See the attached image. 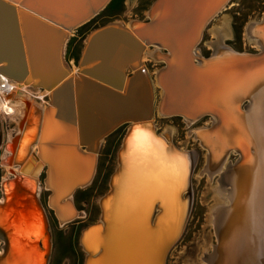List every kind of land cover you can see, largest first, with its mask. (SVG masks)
<instances>
[{
	"label": "bare ground",
	"instance_id": "1",
	"mask_svg": "<svg viewBox=\"0 0 264 264\" xmlns=\"http://www.w3.org/2000/svg\"><path fill=\"white\" fill-rule=\"evenodd\" d=\"M32 2H37L40 7L51 12L61 13L72 8L74 0H32ZM151 9L148 11V17L152 16ZM20 10L17 11V17L28 69L27 75L20 81L13 80L3 74L5 63L0 62V139L3 121L11 120L16 123L14 134L3 142L5 153L0 160V165L4 168L0 185L2 191L0 196V264H44V255L51 253L52 241L51 244L46 242L48 236L44 235L39 205L34 198L37 197L36 193L39 191L38 180L42 176L41 173L44 172V177L45 172L47 173L44 188L49 195L52 192L54 194V196H49L47 205L54 212L60 225L65 226L81 215L72 200L82 187L86 188L92 183L97 164L91 183L77 187L70 200L62 202L64 191L75 180L80 178L82 180L83 176V180L89 178V167L93 163L94 155L98 163L95 150L90 151L83 145H79L82 139L89 141L98 136L105 129V125L119 112L143 110L146 101L151 108L150 117L141 120L152 122L156 135L171 137L174 130L168 127V131V128H165V132H157L154 124L155 114L163 118L180 116L168 115L171 113L161 115L157 108L155 111L154 103L157 104L160 97H164L167 83H164L161 78L163 68L159 70L161 74L158 73L159 75L152 79L143 65L147 54L159 61L156 55L162 50L159 45H151L153 41H143L144 49L139 60L132 63L131 67L124 68L123 84L115 87L80 71L82 66L90 67L95 62H86L82 66L66 62L63 56L65 45L75 30L66 29L67 37L62 47L61 60L68 72L51 86L41 88L38 78L43 74L48 77L57 71L53 53L49 50L53 39H44L34 34L29 37L24 25L25 20L28 28L36 27L39 20L30 12ZM177 11L181 13V18H185L182 6ZM209 16L205 24H208L214 17ZM142 22L135 21L134 24L129 25L121 21H113L110 25L124 28L136 39H142L137 32V27L142 34H155L151 27L142 29ZM204 23L202 25H205ZM262 24H264V18L260 23L251 24L246 32V38L261 50L256 57L262 56L264 49L260 40L254 37L255 29L253 28ZM48 27L51 28V32H55L54 28ZM100 29L92 31L84 45ZM230 34L228 20L218 25L213 31V37L216 40L210 45L214 51L210 60L218 54L221 56L216 59L225 62L229 60L228 55L236 54L237 51L223 44L224 37H229ZM95 39L92 44L97 41ZM96 43L98 45V41ZM150 48H154V51L151 52ZM124 49L131 52L122 45L109 60L116 65L119 60L116 58ZM196 53L191 50L190 58L197 63L196 65H199L201 59H196V55L199 56ZM165 55L171 56L170 51H167ZM140 68L143 69L145 76L138 70ZM32 70L38 75L37 78L32 77ZM128 71L132 73L128 74ZM133 73L132 77H128ZM176 75L177 73L172 78ZM69 76L72 78L67 80ZM164 81L167 82V79ZM158 87L160 91L159 94L157 93V98L156 88ZM162 103L163 99L160 100L161 110H163ZM244 107L240 115L230 114L231 118L226 115L228 111L224 108L227 122L219 125L220 128L217 127L218 117L210 116L208 119L212 123L210 129L215 125L216 135L204 137L203 131L197 133L201 145L208 153L207 156L211 155L207 146L213 144L211 147L214 148V158L212 159L217 162L212 166L209 163L212 159L208 158L207 170L219 172L226 167L223 180H228V182L225 181L229 187L228 195H224L221 185L216 189L217 195L219 197L224 195L230 206L232 203L236 206L231 215L221 219V234H218V245L216 246L219 248L218 259L216 260L215 248L209 264H264V115L252 102H248ZM79 112H81L80 116H78ZM84 117H90V122ZM181 118L187 125H190L203 117L199 119ZM232 120L237 123L232 124L235 127L229 128V121L231 123ZM137 121L139 120L122 123L117 128L126 125L127 131L130 123ZM113 126L111 125L110 128ZM137 126H140L153 141L151 147L145 150H135L129 143V137ZM38 128L41 129L40 139H38ZM151 131L150 127L141 124L131 128L126 137L125 147L116 155L117 165L114 170L116 172L113 176L110 175L107 193L98 200L99 219L90 224L92 226L87 225L80 234L79 244L85 258L83 264H158L159 250L171 233L177 214L181 208L183 209L177 195L183 196L185 173L188 168L189 170L193 168L192 187L196 154L193 150L187 152L188 149L174 144L176 150L182 152H173L165 147L164 141L159 143ZM106 132L104 130L102 133ZM225 133L228 134L230 147L236 145L231 153L238 156L237 161L228 166L226 160L230 147L219 149L221 145L218 141ZM100 140L95 142L94 148L98 146L100 148L103 142ZM240 147L246 148L248 153L246 163L243 164L248 169L242 171L239 177L234 179V175L229 176L228 174L227 176L226 171L228 168L239 166L243 160L240 159ZM183 150H185L184 153ZM16 158L19 163H23L22 166H17L18 168L15 167ZM25 163L26 166H24ZM44 163L47 165L41 170ZM235 181L238 182L234 184ZM48 186L52 188V191L48 190ZM189 196L188 193L186 201ZM155 201L158 202V208L150 219L151 210L148 214V206L151 205L152 209ZM230 206H224L223 210ZM154 216L155 220L152 221ZM88 226L90 227L87 228ZM40 241L42 245L39 244Z\"/></svg>",
	"mask_w": 264,
	"mask_h": 264
},
{
	"label": "water",
	"instance_id": "2",
	"mask_svg": "<svg viewBox=\"0 0 264 264\" xmlns=\"http://www.w3.org/2000/svg\"><path fill=\"white\" fill-rule=\"evenodd\" d=\"M109 1L110 0H74L72 8H69L70 10L68 9L61 13H54L40 7L37 2H32V0H0V62L5 63L2 70L3 74L13 80L20 81L28 72L19 31L17 17V11L19 9L22 11H28L30 14L38 17L39 22L36 27L28 28V23L24 19L25 29L28 32L29 37L34 34L35 36H41L44 39H53L52 46H50L49 50L53 53L57 71L48 77L43 74L42 77L38 78L40 86L43 88L44 86L49 87L53 83H56L57 80L68 72L61 60L62 47L67 37L66 29H76L98 14L109 3ZM228 1L229 0H154L149 8L150 10L153 7V9H151L152 16L142 22V29L151 27V30H153L155 34H142L137 27L138 34L142 36V39L140 38V40L133 37L124 28L119 26L112 27L110 23H107L100 27L101 29L98 28L100 30L95 32L91 39L83 46L82 52L77 59V64L80 66L86 62H95V64L90 67L82 66L80 71L85 74L87 73V75L97 77L115 87H120L124 80V68L131 67L132 63L139 60L140 54L144 49L143 41H153L154 43L151 42L150 44L159 45L162 50L156 55V57H158L159 61L162 63L160 67V69L163 68L161 70L163 71L161 78L164 83H167L165 84L166 92L164 97H160L157 102L156 108L158 113L161 115L171 113L168 115H178L183 118L187 117L195 119L210 116L218 117L219 122H216L218 123L217 127L219 128V125H223V122H227V118L224 116L225 110L228 111L226 112V115L230 118V114L232 113L240 115L242 108H244L248 102L255 104L257 106L256 108L260 109L264 115V53L262 56L256 57L261 53L260 51L258 53L237 51L236 54L234 53L231 56L228 55L227 57L229 60L223 62V60L216 59L218 56H221L218 54L214 56L213 60H210L212 57L211 52L207 55H201L200 57L196 55V59H201L199 65H196L197 63L190 58L191 50H194L197 52L196 54L200 55L198 45L201 41L202 32L207 25L204 23L205 20L213 11L214 12L209 16L210 18L218 13ZM153 4L155 5L153 6ZM180 6L183 8L185 18H181V13L177 11ZM175 7L177 9H175ZM203 23L205 25H202ZM47 25L54 28L55 32H51V28ZM263 27L264 24L254 27L253 30L255 29L254 37L260 40V44L264 49V33L262 34ZM133 29H135V27H133ZM95 38L98 41V45L94 49L95 44H92V41ZM122 45L123 48L126 47L127 50L131 52H128L125 49L122 53L120 52L118 58H116L119 60L118 62L116 61L117 64L115 65L109 59H111L112 55H114ZM167 51H170L171 56L165 55ZM166 65H168V67H166ZM138 70L145 76L143 69L140 68ZM31 73L32 77H38L34 70H32ZM176 73V77L172 78ZM133 75L134 73L128 77H132ZM70 78L72 77L69 76L67 80ZM164 79H167V82H165ZM161 99H163V110L160 109ZM150 112L151 108L148 105V101H146L143 110L119 112L105 125L104 130L105 132L107 131L106 133H102L103 130L98 136L89 141L82 139L79 145H83L85 149H89L90 151L95 150L98 156L99 146L94 148L97 140L102 139L111 133L122 123L139 120L135 123H130L124 134L122 146L118 149L117 154H119L125 147L126 137L131 128L138 124L150 127V130L152 129L151 134L156 137L155 139L159 143L164 141L165 147L170 148L173 152L176 151L175 153H181L182 151L176 150L170 137L156 135L152 122L149 120H141L149 118ZM80 113L81 112L78 113V116H80ZM236 123L237 122L234 120H232L231 123L229 121V128L235 127L232 124L236 125ZM111 125L114 126L110 128ZM215 130L216 126L214 125L212 129L204 130L202 133H204V137H210L216 135L214 132ZM38 133V139H40L41 129L39 128ZM237 139L239 140L240 138ZM218 141L221 145L219 149H227L230 147L227 133L220 136ZM212 145L213 144L207 146V149L211 152V155L209 156L211 159L214 158V148L211 147ZM235 148L236 145L230 147L229 151L233 152ZM184 151L185 150H183V153ZM188 151H191V149L187 150V152ZM239 151L241 153L240 159L243 160H241L239 166L228 168L226 171V175H234V179L235 177L238 178L242 171L248 169L243 165L246 163L245 159L248 156L246 148L240 147ZM80 152L85 154V152ZM96 159L97 157L94 155L91 166L89 163V178L83 180V176L82 180L81 178L77 181L75 180L74 183L76 184L72 186L73 183L64 191L62 202L70 200L77 187L91 182L97 164ZM216 162L217 161L213 159L209 161L212 166H214ZM26 165L27 164L25 163L24 166ZM46 165L47 164L45 163L42 164L40 169L43 170ZM192 172L193 168L190 170L188 168V171L186 170L187 174L185 173V189L183 190V196L180 197L177 193V198L179 202H181V205H183V209L181 208L180 212L177 214L172 231L159 250L158 264H166L169 250L179 240L186 227L192 206ZM45 174L46 176L43 177V184H45L47 178V173L45 172ZM225 181L228 182V180ZM222 182L224 181L222 180ZM236 182L238 181H235L234 184H236ZM47 188L49 191H52L51 187L48 186ZM188 193L190 196L186 201ZM49 196H54L53 192ZM34 198H36L39 205L44 235L48 236L46 242L51 244V228L45 217L44 206L39 197ZM227 206H230V204L228 203ZM148 207V214L151 210L150 219H152L154 212L158 208V202H154L152 209L151 205ZM234 208H236V206L232 203V206L229 208L218 212V214L220 213L219 221L221 222V219L231 215ZM157 214H159V212ZM154 220L155 216L152 221ZM217 233L219 235L221 234L220 223L219 225L217 223ZM39 244L42 245L41 241ZM215 254L217 260L219 255L218 247L215 250ZM49 255V253L44 255V264L48 263Z\"/></svg>",
	"mask_w": 264,
	"mask_h": 264
},
{
	"label": "rangeland",
	"instance_id": "3",
	"mask_svg": "<svg viewBox=\"0 0 264 264\" xmlns=\"http://www.w3.org/2000/svg\"><path fill=\"white\" fill-rule=\"evenodd\" d=\"M153 1L112 0L106 8L72 32L73 35L67 39L65 45L63 56L66 62H72L76 65L85 40L97 28L113 21H121L129 25L134 24L135 21H146L149 18L148 11ZM263 18L264 0H229L204 28L200 44L198 45L199 56L207 55L211 52L213 56L214 51L210 46L216 40L213 37V31L225 20H228L231 34L229 37H224L223 44L235 51L261 52L256 44L246 38V32L251 24L259 23ZM96 42L94 47L97 45ZM150 50L153 52L154 48H150ZM143 65L152 79H155L159 75L162 63L147 54ZM130 72L128 71V74ZM156 90V97L158 98L160 88L158 87ZM45 91L48 92L49 90L45 89ZM45 99L48 101L46 97ZM156 106L157 104L154 103L155 111ZM87 118L84 117V119ZM208 119L209 117H203L187 125L181 117L163 118L158 114L154 115V124L157 132H162L165 128L170 127L174 130L170 135L173 144L188 150L191 149L196 154L195 171L192 176V206L190 214L182 236L168 253L166 264H209L214 249L218 245L217 223L218 225L220 223V213L218 214V212H221L224 206L228 204V200L224 198V195H228L229 187L223 180L226 167L219 172L217 170L211 172L207 170L209 156H207L208 153L201 145L197 133L212 127V123ZM87 121L90 122V117ZM126 128L127 126L123 125L100 140L103 142L99 148L98 163L92 183L90 182L91 184L86 188L82 187L85 189L81 188L72 200L81 215L65 226L60 225L54 212L47 205L49 192L43 185L44 172L41 173L42 176L38 180L39 191L36 195L44 206L45 215L51 228L52 245L48 264L84 263V252L79 244L80 234L87 225L93 224L99 219L98 200L109 189V179L116 168V155L122 145L121 141ZM14 130H16L15 122L11 120L3 121L2 137L0 139V160L5 153L3 142L14 134ZM237 159V155L229 152L226 165H232ZM3 174L4 168L0 165V185ZM219 186L224 190V195L220 197L216 192ZM1 193L0 186V196Z\"/></svg>",
	"mask_w": 264,
	"mask_h": 264
},
{
	"label": "snow or ice",
	"instance_id": "4",
	"mask_svg": "<svg viewBox=\"0 0 264 264\" xmlns=\"http://www.w3.org/2000/svg\"><path fill=\"white\" fill-rule=\"evenodd\" d=\"M129 143L132 144L135 150H145L151 147L153 141L140 126L133 129L132 135L129 137Z\"/></svg>",
	"mask_w": 264,
	"mask_h": 264
},
{
	"label": "crops",
	"instance_id": "5",
	"mask_svg": "<svg viewBox=\"0 0 264 264\" xmlns=\"http://www.w3.org/2000/svg\"><path fill=\"white\" fill-rule=\"evenodd\" d=\"M22 139H23V137H22ZM17 154L19 155V152H18ZM18 155H17V156H18ZM15 163H16V164H15L16 166L13 165V166H15V167H17V166H18V167H19V166H22V164H23V163H19L18 160H17V158H16V162H15ZM18 167H17V168H18Z\"/></svg>",
	"mask_w": 264,
	"mask_h": 264
}]
</instances>
